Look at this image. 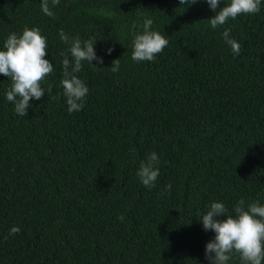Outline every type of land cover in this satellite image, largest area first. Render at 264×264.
<instances>
[{"label":"trees","instance_id":"obj_1","mask_svg":"<svg viewBox=\"0 0 264 264\" xmlns=\"http://www.w3.org/2000/svg\"><path fill=\"white\" fill-rule=\"evenodd\" d=\"M41 2L0 0V50L10 33L38 26L54 66L24 117L0 74V264H209L215 233L199 220L208 205L264 204V0L216 29L206 0H60L54 17ZM146 18L169 43L136 62L133 32ZM60 29L94 38L103 57L97 67L82 61L89 92L72 113ZM153 151L159 177L149 189L137 171ZM14 225L21 231L9 236ZM228 264H241L239 254Z\"/></svg>","mask_w":264,"mask_h":264},{"label":"clouds","instance_id":"obj_2","mask_svg":"<svg viewBox=\"0 0 264 264\" xmlns=\"http://www.w3.org/2000/svg\"><path fill=\"white\" fill-rule=\"evenodd\" d=\"M187 0H180L186 3ZM197 0H191V4ZM210 9L215 13L208 19L212 29L224 25L230 18L235 20L242 14L259 13L261 0H227L224 6H218L221 0H206ZM60 0H42L41 10L49 17H54L52 8ZM51 5V6H50ZM153 20L146 18L140 26L142 31L133 32V51L131 59L136 62L154 61L156 56L168 46V39L161 32L152 29ZM137 25L134 23L133 28ZM225 42L231 47L233 55L241 53V45L230 36L229 29L221 33ZM60 40L70 44L68 54L62 53L63 78L60 84L66 97L68 112L80 111L88 95L89 89L85 82L77 75L82 70V61L97 67L93 61L103 64V57L97 56L94 44L96 40L90 38L81 41L79 37L69 38L63 29L59 30ZM48 42L41 34L38 26H24L22 33H10L0 50V74L10 78L11 85L6 91V99L14 105V111L19 116H27L30 101L40 100L45 95L42 81L54 71L52 62L46 59ZM112 48H108L111 54ZM113 73L120 69L119 58L112 61L110 67ZM159 157L151 152L142 160L137 171L141 183L151 189L159 177ZM171 189V185H166ZM226 217L219 219V217ZM122 221L123 215L119 217ZM205 231L215 233L213 239L205 246V257L209 264H228L233 253L239 254L241 264H262L264 262V204L253 200L245 204L240 199L231 213L221 201H213L207 211L199 219ZM21 231L19 226H12L9 236H15ZM7 239V237H6Z\"/></svg>","mask_w":264,"mask_h":264}]
</instances>
